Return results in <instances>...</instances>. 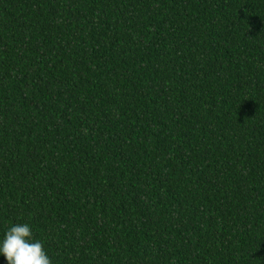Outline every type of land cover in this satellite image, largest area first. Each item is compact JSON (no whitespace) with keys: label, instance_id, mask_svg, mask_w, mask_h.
<instances>
[{"label":"trees","instance_id":"16d2710c","mask_svg":"<svg viewBox=\"0 0 264 264\" xmlns=\"http://www.w3.org/2000/svg\"><path fill=\"white\" fill-rule=\"evenodd\" d=\"M15 223L52 264H264V0H0Z\"/></svg>","mask_w":264,"mask_h":264},{"label":"clouds","instance_id":"9594fccd","mask_svg":"<svg viewBox=\"0 0 264 264\" xmlns=\"http://www.w3.org/2000/svg\"><path fill=\"white\" fill-rule=\"evenodd\" d=\"M0 256L6 264H52L43 243L29 223H15L0 237Z\"/></svg>","mask_w":264,"mask_h":264}]
</instances>
